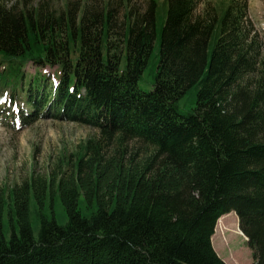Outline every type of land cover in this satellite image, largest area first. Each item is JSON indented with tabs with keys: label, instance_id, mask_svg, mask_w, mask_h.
I'll return each instance as SVG.
<instances>
[{
	"label": "trees",
	"instance_id": "16d2710c",
	"mask_svg": "<svg viewBox=\"0 0 264 264\" xmlns=\"http://www.w3.org/2000/svg\"><path fill=\"white\" fill-rule=\"evenodd\" d=\"M148 1L119 19L112 0H0V100L12 87L98 133L0 190V264H229L227 233L264 264V53L247 2Z\"/></svg>",
	"mask_w": 264,
	"mask_h": 264
},
{
	"label": "rangeland",
	"instance_id": "374dc122",
	"mask_svg": "<svg viewBox=\"0 0 264 264\" xmlns=\"http://www.w3.org/2000/svg\"><path fill=\"white\" fill-rule=\"evenodd\" d=\"M54 8H63L68 3L80 4L84 2H104L105 0H50ZM117 3L118 18L121 19L124 14L122 9L125 0H112ZM230 0H197L198 13L207 8L208 5H220ZM247 16L252 23L253 28L258 35V43L264 53V0H246ZM135 8L145 11L148 8V0H131ZM122 4V6H118ZM253 29V30H254ZM159 50L155 49L152 59L140 81V88L145 92L153 90L155 82V74L157 71ZM26 74L29 79L35 76L47 75L52 82L55 68L38 69L32 64L26 67ZM49 87L54 89L53 84ZM12 87L8 90V97L13 92ZM21 91V90H20ZM18 91V92H20ZM9 99H6V101ZM196 97L194 91L189 93L179 104V111L183 115H189L194 108ZM9 104V105H8ZM24 105V104H23ZM22 105V107H23ZM18 107L9 100L5 105V116L1 119L3 113H0V190L2 188L19 185L34 173L37 175H45L51 171L55 163L60 158L61 153L67 151L70 155L75 147L82 144L89 137L97 135V131L88 126H82L73 122L53 118L52 113L47 109L36 112L33 122L25 123L23 118H19ZM24 109V108H23ZM58 213L62 214V209L58 208ZM236 217L231 219L237 220V227H240V221L236 212H231ZM230 214V213H229ZM237 218V219H236ZM239 229V230H240ZM242 231V230H241ZM238 236L236 233H227L225 239L227 244L223 251L218 250L219 257L229 264H254L253 253L248 246V238ZM221 239H216L219 245ZM234 260V262H233ZM226 263V262H225Z\"/></svg>",
	"mask_w": 264,
	"mask_h": 264
},
{
	"label": "bare ground",
	"instance_id": "6f19581e",
	"mask_svg": "<svg viewBox=\"0 0 264 264\" xmlns=\"http://www.w3.org/2000/svg\"><path fill=\"white\" fill-rule=\"evenodd\" d=\"M240 229V228H239ZM242 232V231H241Z\"/></svg>",
	"mask_w": 264,
	"mask_h": 264
},
{
	"label": "clouds",
	"instance_id": "9594fccd",
	"mask_svg": "<svg viewBox=\"0 0 264 264\" xmlns=\"http://www.w3.org/2000/svg\"><path fill=\"white\" fill-rule=\"evenodd\" d=\"M227 215V214H226Z\"/></svg>",
	"mask_w": 264,
	"mask_h": 264
}]
</instances>
